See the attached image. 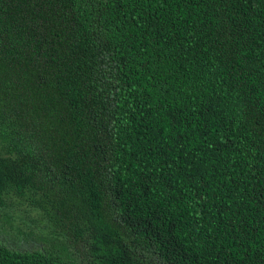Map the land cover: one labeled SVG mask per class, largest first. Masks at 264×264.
<instances>
[{
  "label": "trees",
  "instance_id": "16d2710c",
  "mask_svg": "<svg viewBox=\"0 0 264 264\" xmlns=\"http://www.w3.org/2000/svg\"><path fill=\"white\" fill-rule=\"evenodd\" d=\"M0 210V264H264V0H0Z\"/></svg>",
  "mask_w": 264,
  "mask_h": 264
},
{
  "label": "rangeland",
  "instance_id": "374dc122",
  "mask_svg": "<svg viewBox=\"0 0 264 264\" xmlns=\"http://www.w3.org/2000/svg\"><path fill=\"white\" fill-rule=\"evenodd\" d=\"M10 204V200L8 201ZM14 208L16 209L13 212V215L16 217L13 225H18L23 228H26L27 224H29L36 232L38 231L36 225H32L30 222L31 218H35V212L31 210L29 202L22 203L20 205H15ZM5 213L4 211L0 210V240L5 243L6 245L16 248L19 250L25 249H33L38 246L37 241L32 242H24L19 241L15 236V230L11 228L8 224L4 222ZM5 227V229L3 228ZM13 229V230H12ZM80 263H83V259L79 256Z\"/></svg>",
  "mask_w": 264,
  "mask_h": 264
}]
</instances>
